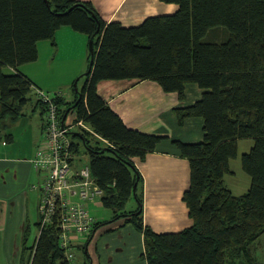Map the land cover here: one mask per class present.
Masks as SVG:
<instances>
[{"label": "trees", "instance_id": "16d2710c", "mask_svg": "<svg viewBox=\"0 0 264 264\" xmlns=\"http://www.w3.org/2000/svg\"><path fill=\"white\" fill-rule=\"evenodd\" d=\"M159 1L177 8L123 26L105 22L89 1L0 0V127L17 120L30 100L33 83L19 69L37 59L38 41L53 40L63 26L85 34L92 40L93 64L82 88L75 87V99L56 103L65 125L74 113V123L84 122L112 145L87 131L69 134L77 160L80 149L88 157L103 192L101 205L142 234L147 264H264L251 248L264 235V0ZM2 66L12 72L3 73ZM103 80L154 81L180 101L187 84L204 90L195 103L173 110L179 126L188 118L203 120L202 141H172L189 161V186L182 195L189 227L157 233L144 223L142 177L133 159L144 160L163 138L126 126L98 93ZM4 138L10 142L12 134ZM240 139L253 140L241 157L251 184L234 195L224 177ZM130 198L137 206L126 211ZM105 223L95 221L91 232ZM28 232L26 226L25 247ZM59 236L56 225L44 227L26 247V264H71Z\"/></svg>", "mask_w": 264, "mask_h": 264}, {"label": "crops", "instance_id": "0c3cea01", "mask_svg": "<svg viewBox=\"0 0 264 264\" xmlns=\"http://www.w3.org/2000/svg\"><path fill=\"white\" fill-rule=\"evenodd\" d=\"M81 1L91 2L105 22L118 21L123 26H135L147 16L170 14L177 8L175 4L159 0ZM87 44L89 46V39L85 34L75 31L69 26H63L56 30L53 40L38 41L37 59L31 62L35 66L31 68L30 72L25 73V71L19 70L31 80L33 86L41 90H53V93L61 92L56 86L45 84L42 74L39 72L42 55L46 56L45 64L50 69H53L57 62L78 61L80 69L73 74L72 78L75 79L80 74L84 75L90 67V57L86 51ZM85 68L87 71L83 73ZM74 86L76 87V84ZM97 91L105 102L120 115L126 126L163 138L155 150L147 154L144 160L133 159L142 177L139 192L143 198L144 223L157 233L177 232L189 227L192 220L182 199L183 192L189 186V161L179 154L172 141H202L204 136L203 120L188 118L182 126H179L173 110L195 103L201 98L204 90L196 84H187L185 99L180 101L176 93L164 92L154 81L103 80L99 82ZM32 92L34 91L32 90ZM62 99L68 101L63 93ZM74 99L75 96L70 102ZM36 108L37 106H34V110H32L33 115ZM42 111L41 106L38 116L40 135L33 138L36 149L35 147L34 150L29 149L25 158H16L14 155L13 133H1V128H5L8 121L2 122L0 127L2 135L0 141L5 143L0 145V232L4 236L5 230L10 229L12 243L16 245L19 244V239L21 240L27 224L25 218L29 193L33 190L39 191L36 196V211L40 202L39 188L43 177L42 173L34 168L41 174L40 182L37 185L31 184L35 177L31 166H33L38 145L44 140ZM36 127L39 125L37 124ZM7 133L12 134L10 142L5 141L4 136ZM2 174H5L4 177ZM12 199L15 201H11ZM93 234L95 235V232H89L83 236L73 234V247H88L94 237Z\"/></svg>", "mask_w": 264, "mask_h": 264}, {"label": "rangeland", "instance_id": "374dc122", "mask_svg": "<svg viewBox=\"0 0 264 264\" xmlns=\"http://www.w3.org/2000/svg\"><path fill=\"white\" fill-rule=\"evenodd\" d=\"M87 54L90 57V49L87 44ZM60 55V54H59ZM46 56L42 55V59L39 64V72L42 74L45 84L56 86L66 97V100L73 99V91L76 88L80 90L85 82V76L80 74L75 79L72 78L73 74L79 71L78 61L55 63L53 69L47 68L45 64ZM91 59L89 60L90 65ZM33 63L29 62L22 66L20 69L29 73L33 68ZM1 71L3 73H9L11 69L7 66H2ZM87 68L84 69L85 73ZM76 80V81H75ZM54 89V88H50ZM46 93L53 94V90H43ZM50 91V92H48ZM35 92L31 93L30 100L23 108V115L19 116L17 120L11 122L8 121L5 128H1V133L11 132L14 135L13 147L14 155L16 158H25L29 149L35 147L33 138L40 135V119L39 112L41 110V104L36 102L37 97ZM36 104V105H35ZM34 106H37L35 114H32ZM44 114V113H43ZM74 120V113H70L67 117V122L72 123ZM74 123V122H73ZM37 124L39 127H36ZM77 131L78 128H75ZM204 137V136H203ZM36 138V137H35ZM2 146V145H1ZM0 146V147H1ZM253 146V140L240 139L238 141V151L235 158L230 159L229 167L231 172L226 174L225 184L231 189L234 195H240L245 193L251 184L250 176L244 172L241 166L242 154L248 152ZM36 149V147H35ZM80 161L77 160V165H84L88 162V158L83 153V149H80ZM31 171L35 177L31 181V184H38L40 182V175L31 166ZM39 171V170H38ZM40 172V171H39ZM5 174H2V176ZM4 177V176H3ZM38 190H33L29 193V201L27 203L26 218L28 227V237L26 241V247L28 248L34 242V239L39 235V211H36V196H38ZM11 201H15L12 199ZM136 202L134 198H130L125 204L124 209L131 211L136 208ZM89 213L91 217L98 223H104L94 230L95 235L91 240L88 247L78 246L73 251V259L71 264H147V260L144 257V242L142 234L138 229L128 223L123 224V219H113L114 214L108 208L101 205L100 200L95 204H91L89 207ZM25 229L23 230L24 236ZM92 235V236H93ZM23 236L19 239V244H13V238L11 236V230H5L4 236L0 232V264H26L30 252L23 244ZM4 238V240H2ZM253 255L257 259V263L264 260V235L257 240L252 246ZM30 260V259H29ZM93 262V263H92Z\"/></svg>", "mask_w": 264, "mask_h": 264}, {"label": "built area", "instance_id": "2783aa9c", "mask_svg": "<svg viewBox=\"0 0 264 264\" xmlns=\"http://www.w3.org/2000/svg\"><path fill=\"white\" fill-rule=\"evenodd\" d=\"M37 99L44 105V140L38 145L33 166L42 173L40 190L39 233L47 225L60 229L59 244L66 258L73 259L72 235L83 236L91 232L95 220L89 213L91 204L102 197L103 192L91 174L89 165H77V155L69 136L71 131H87L95 138L112 145L84 122H62L58 112L57 99L61 92L49 94L32 86ZM0 141V145H4Z\"/></svg>", "mask_w": 264, "mask_h": 264}, {"label": "water", "instance_id": "95a60500", "mask_svg": "<svg viewBox=\"0 0 264 264\" xmlns=\"http://www.w3.org/2000/svg\"><path fill=\"white\" fill-rule=\"evenodd\" d=\"M89 49L92 50V40H89ZM92 61L90 62V65H92ZM133 192H135V187L133 188Z\"/></svg>", "mask_w": 264, "mask_h": 264}]
</instances>
